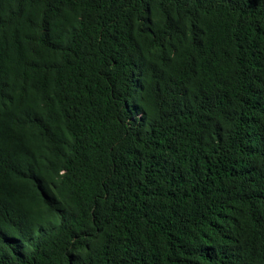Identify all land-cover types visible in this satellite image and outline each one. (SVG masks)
Segmentation results:
<instances>
[{
  "label": "trees",
  "instance_id": "16d2710c",
  "mask_svg": "<svg viewBox=\"0 0 264 264\" xmlns=\"http://www.w3.org/2000/svg\"><path fill=\"white\" fill-rule=\"evenodd\" d=\"M263 93L264 0H0V264H264Z\"/></svg>",
  "mask_w": 264,
  "mask_h": 264
},
{
  "label": "bare ground",
  "instance_id": "6f19581e",
  "mask_svg": "<svg viewBox=\"0 0 264 264\" xmlns=\"http://www.w3.org/2000/svg\"><path fill=\"white\" fill-rule=\"evenodd\" d=\"M223 93V92H222ZM224 94V93H223ZM264 94V93H263ZM224 96H228L229 97V93H225ZM224 102H217L215 105H230V100L227 98L225 100V104H223ZM212 105V104H211Z\"/></svg>",
  "mask_w": 264,
  "mask_h": 264
}]
</instances>
